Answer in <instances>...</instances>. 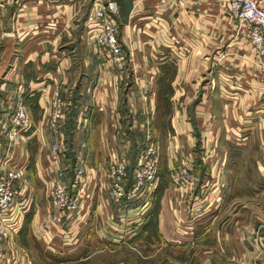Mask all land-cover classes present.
Masks as SVG:
<instances>
[{"label":"crops","instance_id":"0c3cea01","mask_svg":"<svg viewBox=\"0 0 264 264\" xmlns=\"http://www.w3.org/2000/svg\"><path fill=\"white\" fill-rule=\"evenodd\" d=\"M107 1L6 0L0 12V120L15 102L27 109L30 129L21 149L29 157L25 180L32 205L25 219L44 253L41 263L49 264L46 251L57 264L82 262L150 234L152 248L164 252L168 264H264V225L258 228L255 216L242 219L236 209L255 188L241 179L246 167L238 165L230 145L247 141L250 175L264 168L257 167L264 159V71L252 61L244 31L217 0H113L118 39L127 48L120 73L100 61L91 37L94 11ZM54 93L64 107V150L62 161L51 165ZM166 97L169 111L162 104ZM72 109L77 111L66 147ZM145 132L155 143L157 135L168 137L174 163L158 170L148 204L138 199L118 215L104 161L126 154L135 167L136 144L147 139ZM2 142L0 134V156ZM209 149L221 164L207 166ZM177 156L196 180L189 188L172 181ZM79 163L90 173L91 204L74 229L78 237L68 239L64 229L48 223L52 209L44 179L55 169L72 179ZM92 235L101 246L90 252ZM18 246L34 264L23 241Z\"/></svg>","mask_w":264,"mask_h":264},{"label":"built area","instance_id":"2783aa9c","mask_svg":"<svg viewBox=\"0 0 264 264\" xmlns=\"http://www.w3.org/2000/svg\"><path fill=\"white\" fill-rule=\"evenodd\" d=\"M5 1L0 0V12L3 11ZM217 1L237 21V30L244 31L252 51V61L264 71V0ZM117 9V2L113 0L99 6L94 11L90 26L93 46L104 54L114 69L122 73L126 65V54L117 36ZM51 96L48 127L57 137L49 148L48 158L50 164L54 165L62 161L64 150V107L57 93ZM29 129L26 107L15 102L0 120V134L3 137L0 156V264H32L30 257L19 248L16 240L32 205L31 191L25 180L29 157L21 149V143ZM138 154L130 185L129 158L126 154L116 157L106 165L105 174L109 178L108 197L118 215H123L131 203L138 199L151 198L154 193L158 175L156 144L149 143ZM86 173L90 175L86 166L79 163L73 168L72 179H69L64 169H55L48 180L44 179L48 184L47 196L52 209L48 223L64 229V235L68 239L74 236V229L79 227L83 214L81 212L85 211L91 197L86 189ZM171 177L173 182L181 184L183 188L191 187L195 180L189 164L185 161H181L180 165L171 170ZM148 198L146 204L150 202ZM189 214H192L191 210Z\"/></svg>","mask_w":264,"mask_h":264},{"label":"rangeland","instance_id":"374dc122","mask_svg":"<svg viewBox=\"0 0 264 264\" xmlns=\"http://www.w3.org/2000/svg\"><path fill=\"white\" fill-rule=\"evenodd\" d=\"M223 8H224V11L227 13V15L231 19H233L235 22H237L233 17H231L229 15V12L227 11V9L224 6H223ZM94 48L96 50L95 51L96 55L100 56V58H99L100 61L106 63L107 58L104 56V54L102 52H99V49L97 47H94ZM125 49L127 50L126 47H125ZM126 50H124V52ZM125 54H126V52H125ZM108 69H110V66L107 67V70ZM79 71L81 72V69H79ZM96 83L97 82H95V85H96ZM63 110H64V108H63ZM72 110L68 111V114H71L73 112ZM48 115H49V113H48ZM64 116H65V114H64ZM147 129H148V131H150L149 125H148ZM141 132H142V130H141ZM148 133L150 134V132H148ZM145 134L148 137L150 136L149 134H147V132H145ZM156 140H157V143H155V142H153L151 140H147V139L146 140H143V139L140 140L138 138V142L136 144L137 145L136 152H139L140 149H142L144 146L146 147L149 143L156 144L157 158H158V170L162 171L166 167L168 162L169 163H174V160L172 162H170L169 159H168V153H169L168 151H169V147H170L171 143L169 142L168 137H165L164 135H161V136L157 135ZM236 143H237L236 146H233L231 143H230V145H231V147H233L234 150L238 151V152H236V160L238 162V165L240 167L241 166L242 167L243 166L246 167V168H241V169H243L242 174H241V179L245 183H250V188L251 187L255 188V191L252 188H251V191H247V193H246L247 195L242 197V199H243L242 202L236 203L237 204L236 205V209H237L238 214L240 215V217L242 219L244 217L249 216V215H251V217L255 216L257 218L256 219L257 226H259L258 228L262 229L263 225H264V168H262L260 170V172L258 170L257 175H255V176L250 175L249 172H248V167L251 166V165H249V163H248V155H247L248 145H247V141L246 142L236 141ZM230 149H232V148H230ZM213 151H214L213 149H209V151L207 152V155H205L203 157V160L206 162L207 166L208 165H216L217 163L221 164V161H223L222 159H218L216 157V153L213 156L211 154V153H213ZM136 155H137L136 157L138 158L139 154L136 153ZM229 160H232V158H230V157L229 158H225L226 162H228ZM108 161H109L108 159H105L104 168L108 164ZM180 161L181 160L178 157L177 158V163H179ZM262 161L264 162V159H258L257 167L259 166L261 168V167L264 166L262 164ZM136 162H137V160H136ZM135 166H136V164H135ZM173 166H175V164H173ZM87 176H89V175H87V173H86L85 177H86V179L89 180L90 177H87ZM253 178L255 179V181H254ZM195 181H194V183H195ZM255 193L257 195H254ZM90 204L91 203H89L86 206L85 210L88 211L90 209ZM24 225H25V222H23L22 230H24L26 228V226L24 227ZM78 235L79 234H76V236L75 235L74 236L78 237ZM70 236H69V238H70ZM66 240H68V239H66ZM23 244L28 249V247H29L28 239L25 240V238L23 237ZM31 246H32V243H31ZM98 253H99V251H96V252L92 253L88 257L87 260H84L82 262L73 263V261H70V262H68V263L66 262L64 264H168L167 259L164 257V256H166V255H164V252H162L160 250L156 251V248H152V246L136 247V246H133V245H129V246L126 245V246H123L122 248H118V249H115V250H112V251H108L107 255L106 254L105 255L104 254H98ZM46 255L49 258V261H48L49 264H57V260H56V257L54 255H52L50 252H47V251H46Z\"/></svg>","mask_w":264,"mask_h":264},{"label":"trees","instance_id":"16d2710c","mask_svg":"<svg viewBox=\"0 0 264 264\" xmlns=\"http://www.w3.org/2000/svg\"><path fill=\"white\" fill-rule=\"evenodd\" d=\"M76 98H74L75 100ZM163 106L165 107V110L166 111H169V108H168V103H167V97L164 99L163 101ZM73 112L71 114H68V119H67V130H66V137L64 139V144L65 146L67 147V145L69 146V142H70V135H71V129L73 127V123H74V116L76 114V109H73L72 110ZM133 168L134 167H131V164L129 163V166H128V177L132 174V171H133ZM153 209L155 208V206L152 207ZM152 209V210H153ZM26 218V217H25ZM24 222H25V225L24 227L26 226V228L24 230H22V227H21V230L19 233H22V235L24 234L25 235V240L28 239V244H29V247H28V250L30 251V255L33 257L34 259V264H42L41 263V258L43 256L42 254V248L41 246L39 245V243L36 241V239L31 236L29 234V228H28V218L27 219H24ZM148 236H138V237H132L131 239H129V241L127 242L128 244L130 245H133V246H136V247H148V246H152L151 244L154 243V236L153 235H150V234H146ZM147 237H149V239H146ZM156 237H158L156 235ZM17 243L18 242H22L23 241V238H19L17 237ZM30 242V243H29ZM89 246H88V251H92L94 250L95 248H99L101 246V243L99 241V238L96 236V235H92L89 239ZM31 243H32V246H31ZM166 244H168L167 242H165ZM105 255V254H104ZM96 257V256H95Z\"/></svg>","mask_w":264,"mask_h":264}]
</instances>
